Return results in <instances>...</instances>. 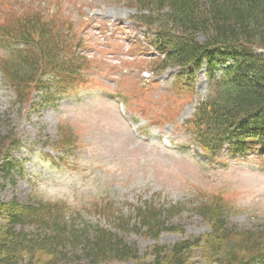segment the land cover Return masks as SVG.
<instances>
[{
	"label": "trees",
	"instance_id": "trees-1",
	"mask_svg": "<svg viewBox=\"0 0 264 264\" xmlns=\"http://www.w3.org/2000/svg\"><path fill=\"white\" fill-rule=\"evenodd\" d=\"M131 3L140 12L138 21L152 31L150 42L164 54L154 62L157 68L179 67L181 77L190 78L207 64L212 89L188 125L204 152L215 157L228 146L235 156L264 154V0ZM5 9L0 43L6 40L13 52L0 57V71L18 109L37 106L34 93H50L42 101L52 102L85 81L92 62L70 21L48 14V5L36 0ZM77 142L74 129L61 126L48 145L67 151ZM21 143L15 130L0 131V168L14 169L12 152ZM111 204L100 203L97 211L115 216L112 229L66 202L0 196V264H264V228L231 222V206L221 194L205 196L195 206L209 225L202 234H187L184 226L169 221L182 210L178 204L158 207L146 200L134 205L131 215ZM133 230L155 243L142 252L119 233ZM164 231H177L182 238L160 242Z\"/></svg>",
	"mask_w": 264,
	"mask_h": 264
},
{
	"label": "rangeland",
	"instance_id": "rangeland-1",
	"mask_svg": "<svg viewBox=\"0 0 264 264\" xmlns=\"http://www.w3.org/2000/svg\"><path fill=\"white\" fill-rule=\"evenodd\" d=\"M19 1L0 0V15ZM36 1L47 4L50 14L70 17L87 56L105 61L90 65L88 84L97 85L70 92L53 104L23 110L0 72V131L15 130L23 142L12 155L15 168H0L2 199L66 201L86 219L111 229L115 216L99 213L100 203L110 201L116 212L127 215L146 200L158 207L178 204L182 210L169 221L184 226L187 234H202L209 226L195 206L205 196L221 194L232 206L230 221L243 228H264V158L234 157L225 147L211 159L186 126L207 97L205 66L195 76L193 91L173 83L177 72L173 68L145 77L146 71L153 73L149 60L158 53L149 44L150 30L134 22L139 15L132 0ZM72 29L66 33L71 35ZM6 51L0 49V55ZM65 124L79 132L81 141L57 164L52 156L58 153L46 143ZM162 137L173 145L167 146ZM119 233L142 252L155 243L143 231ZM181 238L177 231H164L160 242Z\"/></svg>",
	"mask_w": 264,
	"mask_h": 264
}]
</instances>
